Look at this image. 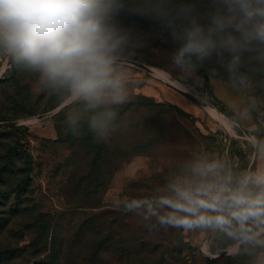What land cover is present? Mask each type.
Listing matches in <instances>:
<instances>
[{
  "label": "rangeland",
  "instance_id": "obj_1",
  "mask_svg": "<svg viewBox=\"0 0 264 264\" xmlns=\"http://www.w3.org/2000/svg\"><path fill=\"white\" fill-rule=\"evenodd\" d=\"M3 48L0 46V55L5 59ZM138 49L139 54L147 55L154 64L128 57V60L145 64L149 70L128 61L127 101L132 100L134 95L143 94L152 97L155 102L132 104L125 117L116 125L115 131L105 140L96 139L95 143L103 149L105 156L97 167L92 166L95 156L92 145L89 146L80 137L72 144L67 137L69 131L65 123L66 115L77 111L70 97L52 110L0 121H14L16 124L13 126L23 129L20 135L25 136L24 142L33 159L35 203L43 212L55 216L66 210L73 212V225L80 227L90 220L102 234L113 232L114 239H122L116 244L108 243V251H103V259L97 260L96 264H144L155 261L156 264H206L205 257H236L243 247H247L244 244L239 249L240 243L244 241L241 236L254 229V232L264 231V224L251 220L244 222L234 216L216 233L211 235L208 229L207 232L203 230L206 232L203 235H196L192 229L197 227L161 226L155 219L145 221L135 211L122 210L125 201L144 199L157 206L161 213L168 211L159 201L174 198L177 187L189 189L198 186L208 178L219 177L224 170L228 177L227 169L233 160L232 153L238 155L241 164L240 172L235 177L246 178L256 147H259L256 168L249 176L254 187L247 197L261 191L253 178L264 173V136L260 141L258 138L261 130H256L253 119H242L231 107L242 104L243 97L216 87L213 80L220 79L218 77L211 76L209 86L206 87L203 78L195 71L192 74L181 72L173 64L174 52L169 48L144 49L141 44L140 47L128 45L127 51L136 53ZM3 66L0 62V71ZM9 73L10 70L3 77ZM24 82L28 97L39 108L46 106L51 91L58 89L40 70H33ZM183 91L194 94L205 103L192 100ZM169 103L178 105L191 113V116L180 114ZM218 103L235 112L239 123L222 114L217 108ZM4 107L9 111L12 106L6 101ZM251 124L254 126L249 127ZM8 127L12 126L0 128ZM86 134L92 133L88 131ZM225 138L230 140L231 151L233 148L234 152L225 153ZM108 154H111L113 160L108 161ZM94 170L99 172L94 174ZM108 171L111 174L109 177ZM94 175H98L100 183L87 187ZM117 204L121 206L120 210H117ZM179 215L189 217L190 213L182 212ZM65 216L67 221L62 233L64 242L60 256L71 258L72 264H92V261L84 260L91 251L87 241L92 231L85 232L83 238L76 240V234L69 224L70 213ZM227 238L233 242L220 249L221 242ZM16 241L9 231L0 235V243L4 248L12 247ZM19 243V257L1 259L0 264H42L41 258L49 253L48 249L41 256L31 257L30 240L25 237ZM188 244L199 250L195 248V251H191L187 248ZM205 244L207 247L203 252L201 248ZM222 250H227L229 254L220 256ZM163 252L166 262L158 260ZM237 259L213 264H251L246 251L243 252L242 261Z\"/></svg>",
  "mask_w": 264,
  "mask_h": 264
},
{
  "label": "clouds",
  "instance_id": "obj_2",
  "mask_svg": "<svg viewBox=\"0 0 264 264\" xmlns=\"http://www.w3.org/2000/svg\"><path fill=\"white\" fill-rule=\"evenodd\" d=\"M125 0H0V46L22 59L33 70L42 71L52 85L65 90L82 105L66 115L67 131L78 136L87 125L97 140H105L117 125V108L128 100V39L115 24ZM140 10L171 29L179 47L172 62L183 73L192 74L215 57L227 78L213 80L216 87L243 97L233 105L242 119H251L264 109V100L254 88L264 87V0H209L207 25L175 0H145ZM183 17L181 24L176 23ZM254 183L261 191L248 197L234 194V215L242 221L264 224V173ZM174 198L159 201L168 211L144 199L123 203V211H135L145 221L161 226L191 227L182 212L197 213L202 207H218L222 193L212 188L193 193L177 187ZM207 197L201 198V197ZM117 204V210H120ZM223 217L199 215L195 223L219 224ZM264 231L246 233L245 251L251 264H264Z\"/></svg>",
  "mask_w": 264,
  "mask_h": 264
},
{
  "label": "trees",
  "instance_id": "obj_3",
  "mask_svg": "<svg viewBox=\"0 0 264 264\" xmlns=\"http://www.w3.org/2000/svg\"><path fill=\"white\" fill-rule=\"evenodd\" d=\"M144 3L145 0H125L124 7L121 8L115 16V24L127 37L128 45L140 47L141 44H143L144 49L166 47L174 52L179 47V44L173 40L171 29L162 24L157 18L150 14H145L140 10L139 6ZM175 4L178 8L182 5L190 6L192 14L196 15L201 23L207 25L208 18L206 13L209 10V0H175ZM183 22H185L183 17H178L176 19L177 24ZM127 53L129 58L139 59L154 64L147 55L139 54V49L136 53H129L128 51ZM9 70L10 73L8 76L0 78V121L18 119L52 110L69 97L65 90L58 88L51 91L49 96L50 100L46 106L43 108L35 107L31 98L28 97L26 92L28 91L27 85L24 82L25 77L30 75L33 69L27 66L22 59H19L15 55V59ZM195 72L198 76L203 78L204 86L206 87L209 86L211 76L220 79L227 78L225 69L218 63L215 57L206 60L203 64L199 65L195 69ZM262 79H264V75L254 76L255 81H260ZM254 92L256 95L261 96V100H264V87L257 86L254 88ZM2 97L4 98L3 100L1 99ZM131 99L132 100L127 101L124 106H119L117 108V124H119V122L125 117V114L132 104L140 102L151 104L155 102L152 97L143 94L134 95ZM6 101L12 106L9 111H6L4 107ZM156 104H158V102H156ZM169 104L170 107L175 108L180 114L191 116V113L178 105L173 103ZM74 106L77 110L82 108V105L78 102L74 103ZM217 108L222 114L227 115L229 118L239 123L238 115L231 109L219 103ZM252 119L257 127L256 130H261L262 136L260 134L258 139L262 141L264 136V109L258 114L254 113ZM87 132L88 128L85 124L82 126V131L80 133L82 135L74 136L69 132L67 137L71 139L72 144H74L80 137L89 146L92 145L91 149L95 152V156L92 159V166L94 165L97 167L104 161V152L103 149L95 143L96 138H94L92 134H86ZM21 133L23 134V129L20 126L0 128V235L5 231H9L17 239L15 245L10 248H4L2 246L3 244L0 243V260H11L12 258L17 259L19 257V241L27 237L30 240L31 257L34 255L41 256L49 249V253L41 258L40 263L72 264L73 262H71V258L60 256L64 242L62 233L65 228V222L67 221L65 215L70 213L69 224L71 230L76 234V240L77 238H83L85 232L88 233L92 231L88 236L87 241L91 246V251L85 256L84 260L92 261V264H96L97 260L103 259V251H108V243H110V245L113 243L116 244L121 242L122 239H114L113 232L111 234L108 233V235L102 234V232L98 231L97 225H93L90 220L86 221L80 227L73 225L71 223V216L74 215V213L69 212L68 210L55 216L54 214L43 212L39 209L34 200V188L32 185L33 159L24 142L26 138L25 136L20 135ZM109 160H113L111 154H108V161ZM114 163L115 161L113 162V165ZM240 169L241 164L238 167H235L232 172L234 174L232 180L236 184H240L243 179V177L240 176L238 178L235 177V175L240 172ZM98 172V170H94V174ZM222 172L223 173L216 178L227 179L226 171L224 170ZM110 175V171H108V177ZM212 179L208 178L200 185L192 188H200ZM99 183L100 179L98 175H94L89 181L87 187ZM253 187V181L248 180L244 187L243 196L247 197V194ZM255 230L256 229L251 232H254ZM245 234L246 233L241 237L243 238ZM50 237L51 241L49 242ZM232 242L233 240L231 238H227L221 242L220 249L226 248ZM187 248L191 251H195V248L199 250V248L192 247V245L189 244L187 245ZM245 248L246 247H243L236 257H218L215 259L205 257L204 262L206 264H213L222 260L225 262H228V260L235 261L237 258V261H242L241 257ZM164 253L165 252H163L160 259H158L160 262L167 261ZM144 264H156V261Z\"/></svg>",
  "mask_w": 264,
  "mask_h": 264
},
{
  "label": "built area",
  "instance_id": "obj_4",
  "mask_svg": "<svg viewBox=\"0 0 264 264\" xmlns=\"http://www.w3.org/2000/svg\"><path fill=\"white\" fill-rule=\"evenodd\" d=\"M4 52H5V59L0 55V62L3 63V69L0 71V78L3 77V75L9 71V69L11 68V65H8V57L10 55V52H8L5 48ZM225 141L227 142L226 145V150L225 153L229 154L232 153L231 151V147H230V140L225 138ZM233 154V160L232 162L228 165V177L227 179H220V178H214L210 181H208L204 186L200 187V188H190L189 190H191L193 193H199L202 190H206L208 188H212L215 191H219L222 193L223 196V203H221L218 207H202L201 209L198 210L197 213H190L189 218L192 219L194 221L192 227H204L207 229H210V234H214L217 232V227H219V225H224L226 223H228L235 215L233 214L235 211V208L231 202V196L234 194H240L241 196H243V192H244V187L245 184L248 182L249 177L247 176L246 178H243L240 184H236L233 182L232 180V172L233 169L235 167H238L240 165V158L238 157V155ZM201 198H207L205 197H201ZM199 215H203V216H207L209 218H216V217H223V221L219 224H198L195 223L197 216ZM206 247L207 244H205L201 250L203 252L206 251Z\"/></svg>",
  "mask_w": 264,
  "mask_h": 264
},
{
  "label": "water",
  "instance_id": "obj_5",
  "mask_svg": "<svg viewBox=\"0 0 264 264\" xmlns=\"http://www.w3.org/2000/svg\"><path fill=\"white\" fill-rule=\"evenodd\" d=\"M14 59H15V55L12 54V53H10V55H9V57H8V65H12ZM128 61L133 62L134 64H136V65H138V66H140V67H142V68H144V69L149 70V68H148L145 64H143V63H139V62H137V61H131V60H128ZM183 92H184V94H185L186 96H188V97L191 98L192 100H194V101H196V102H199V103H202V104L205 103V101H203V99H201V98L195 96L194 94H192V93H190V92H185V91H183ZM41 116H42V115H41ZM15 124H16V122H14V121H13V122H0V127H1V126H13V125H15ZM258 155H259V147H256V150H255V157H254L253 163H252V165H251V167H250L249 174L247 175L248 177L250 176L251 173L254 172V170H255V168H256L257 161H258ZM219 226H221V225H219ZM218 228H219V227H217V229H218ZM211 235H212V234H211ZM244 244H245V241H242V242L240 243V245H239V249H241V248L244 246ZM227 254H229V252H228L227 250H222L221 253H220V256L227 255Z\"/></svg>",
  "mask_w": 264,
  "mask_h": 264
},
{
  "label": "crops",
  "instance_id": "obj_6",
  "mask_svg": "<svg viewBox=\"0 0 264 264\" xmlns=\"http://www.w3.org/2000/svg\"><path fill=\"white\" fill-rule=\"evenodd\" d=\"M224 121V120H223ZM252 126H254V124H251L249 127H252ZM222 226L223 225H221V226H219V228L218 229H220V228H222ZM197 228H200V229H197ZM196 229L194 228V229H192V232H194L196 235H203V233H206L207 232V228H204V227H200V226H198ZM217 229V230H218ZM203 230H205L206 232H203ZM208 234H209V232H208Z\"/></svg>",
  "mask_w": 264,
  "mask_h": 264
},
{
  "label": "bare ground",
  "instance_id": "obj_7",
  "mask_svg": "<svg viewBox=\"0 0 264 264\" xmlns=\"http://www.w3.org/2000/svg\"><path fill=\"white\" fill-rule=\"evenodd\" d=\"M174 84L178 86V83H177V82H174ZM218 116H219V115H218ZM221 119L224 120V118H222V117H221Z\"/></svg>",
  "mask_w": 264,
  "mask_h": 264
}]
</instances>
